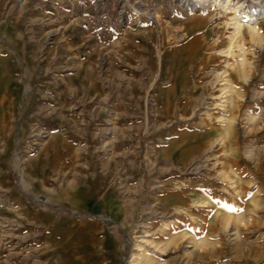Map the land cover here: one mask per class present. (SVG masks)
<instances>
[{"label": "rangeland", "instance_id": "1", "mask_svg": "<svg viewBox=\"0 0 264 264\" xmlns=\"http://www.w3.org/2000/svg\"><path fill=\"white\" fill-rule=\"evenodd\" d=\"M236 1L0 0V264H264V18Z\"/></svg>", "mask_w": 264, "mask_h": 264}, {"label": "bare ground", "instance_id": "2", "mask_svg": "<svg viewBox=\"0 0 264 264\" xmlns=\"http://www.w3.org/2000/svg\"><path fill=\"white\" fill-rule=\"evenodd\" d=\"M231 8L232 9H235V12H236V20H237V25H238V30L241 29L242 27V22H247L249 25H254L261 17L264 18V10H261L260 12L258 13H252L251 15L249 16H245L243 13V7H244V3L242 4L240 0H237L236 2L234 3H231ZM248 15V14H247ZM244 20V21H243ZM245 66V65H244ZM243 66V67H244ZM246 67V66H245ZM244 67V68H245ZM242 68V67H241ZM240 68V69H241ZM247 70V69H246ZM245 71V70H244ZM243 71V72H244ZM245 74L242 73L240 74V76L244 77L243 75ZM245 78V77H244ZM221 99V98H220Z\"/></svg>", "mask_w": 264, "mask_h": 264}]
</instances>
